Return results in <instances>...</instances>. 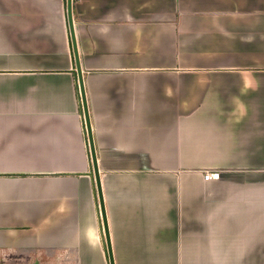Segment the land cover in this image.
<instances>
[{
  "label": "crops",
  "instance_id": "0c3cea01",
  "mask_svg": "<svg viewBox=\"0 0 264 264\" xmlns=\"http://www.w3.org/2000/svg\"><path fill=\"white\" fill-rule=\"evenodd\" d=\"M71 7L113 264H264V0ZM0 264H110L64 0H0Z\"/></svg>",
  "mask_w": 264,
  "mask_h": 264
},
{
  "label": "water",
  "instance_id": "95a60500",
  "mask_svg": "<svg viewBox=\"0 0 264 264\" xmlns=\"http://www.w3.org/2000/svg\"><path fill=\"white\" fill-rule=\"evenodd\" d=\"M71 3H72V0H66V15H67V22H68V27H69L71 45H72V50H73V55H74V62H75V67H76L77 87H78V93L80 96L81 108H82V113H83V118H84V123H85V130H86V135H87L88 145H89V150H90V156H91V161H92V166H93L94 180H95V185H96L97 194H98L99 208L101 212L103 231H104L105 241H106V249L108 253L109 263L113 264L112 251L110 247V239H109V233H108V225H107L106 213L104 209V202L102 198L100 177H99V172H98L97 162H96V152H95V147H94L92 128H91V123H90V117H89L85 89H84V82H83V77H82V71L80 68L76 40H75V35H74Z\"/></svg>",
  "mask_w": 264,
  "mask_h": 264
},
{
  "label": "built area",
  "instance_id": "2783aa9c",
  "mask_svg": "<svg viewBox=\"0 0 264 264\" xmlns=\"http://www.w3.org/2000/svg\"><path fill=\"white\" fill-rule=\"evenodd\" d=\"M203 178L208 180V179H217L220 176L219 171H210V170H205L202 173Z\"/></svg>",
  "mask_w": 264,
  "mask_h": 264
},
{
  "label": "trees",
  "instance_id": "16d2710c",
  "mask_svg": "<svg viewBox=\"0 0 264 264\" xmlns=\"http://www.w3.org/2000/svg\"><path fill=\"white\" fill-rule=\"evenodd\" d=\"M64 1H66V0H64Z\"/></svg>",
  "mask_w": 264,
  "mask_h": 264
}]
</instances>
